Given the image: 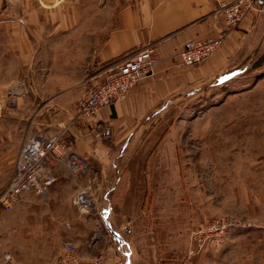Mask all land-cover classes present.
<instances>
[{
	"label": "crops",
	"instance_id": "0c3cea01",
	"mask_svg": "<svg viewBox=\"0 0 264 264\" xmlns=\"http://www.w3.org/2000/svg\"><path fill=\"white\" fill-rule=\"evenodd\" d=\"M51 5L47 10L38 0H0V90L10 105L5 114L16 119L15 125L0 121L1 173L8 184L20 147L31 135H61L89 173L72 176L58 162L46 194L25 195L24 209L39 214L30 235L44 246L50 239L54 253L74 244L83 261L102 256L105 264H143L146 258L128 240L134 223L124 214L139 212L128 198L139 197L143 204L151 194L144 182L158 174L159 162H152V155L137 156L138 150L159 146L152 135L177 102L191 101L255 61L264 47V0L259 12L227 29L211 57L193 66L178 57L183 44L226 30L211 0H55ZM113 5L118 7L114 23ZM146 46L153 48L152 73L94 119L75 120L86 88L103 70ZM90 181L96 186L97 215L80 217L72 200L76 188ZM52 254L45 252L42 259Z\"/></svg>",
	"mask_w": 264,
	"mask_h": 264
},
{
	"label": "rangeland",
	"instance_id": "374dc122",
	"mask_svg": "<svg viewBox=\"0 0 264 264\" xmlns=\"http://www.w3.org/2000/svg\"><path fill=\"white\" fill-rule=\"evenodd\" d=\"M38 1L47 10L55 2ZM117 11L113 5V23ZM259 52L230 80L177 102L152 135L159 146L137 149V156L159 162L158 174L144 182L151 194L143 204L128 198L139 212L124 214L134 223L128 240L146 258L143 264H264V47ZM1 120L16 124L5 111ZM7 176L0 170V192ZM84 189L91 210L73 207L90 218L97 215L96 186L90 181ZM38 216L27 213L23 201L10 211L0 206V260L9 254L14 264H49L60 253L50 239L44 246L30 235ZM45 252H53L50 259H42Z\"/></svg>",
	"mask_w": 264,
	"mask_h": 264
},
{
	"label": "built area",
	"instance_id": "2783aa9c",
	"mask_svg": "<svg viewBox=\"0 0 264 264\" xmlns=\"http://www.w3.org/2000/svg\"><path fill=\"white\" fill-rule=\"evenodd\" d=\"M211 1L215 14L223 16L226 30L214 38L186 41L178 53L184 66H193L211 57L225 38L226 32L237 27L248 14L259 12L263 0ZM155 63L153 48L150 46L130 52L111 62L103 70L101 79L86 88L83 98L78 103L74 119L92 120L101 108L124 100L138 82L152 73ZM4 111L5 105L0 90V120ZM58 162H63L73 175H83L88 171L85 161L70 149L61 135L36 134L28 138L19 150L7 186L0 192V206L3 210H12L14 205L23 201L27 193L45 195L55 181L53 168ZM73 204L81 213L87 214L92 208L88 190L77 188ZM76 250L74 244H65L49 264H105L102 256L88 261L80 260ZM0 264L14 263L11 256L6 254L0 260Z\"/></svg>",
	"mask_w": 264,
	"mask_h": 264
}]
</instances>
